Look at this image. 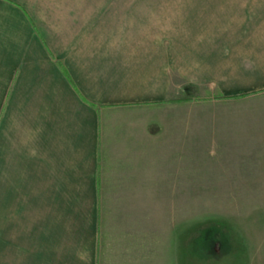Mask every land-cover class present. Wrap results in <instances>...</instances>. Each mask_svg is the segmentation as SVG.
Listing matches in <instances>:
<instances>
[{"label": "crops", "instance_id": "0c3cea01", "mask_svg": "<svg viewBox=\"0 0 264 264\" xmlns=\"http://www.w3.org/2000/svg\"><path fill=\"white\" fill-rule=\"evenodd\" d=\"M24 2L0 0V264H136L121 196H176L199 138L224 156L208 184L264 185V34L225 36L221 132L192 114L187 135L197 57L184 74L166 34L45 33ZM261 197L236 216L248 264H264Z\"/></svg>", "mask_w": 264, "mask_h": 264}, {"label": "rangeland", "instance_id": "374dc122", "mask_svg": "<svg viewBox=\"0 0 264 264\" xmlns=\"http://www.w3.org/2000/svg\"><path fill=\"white\" fill-rule=\"evenodd\" d=\"M24 1L35 2L33 9L45 33L166 34L168 48L182 49L188 65L184 63V74L191 58L197 57L198 83L184 82L183 88L182 125L187 135L195 127L192 114L199 115L202 130L212 124L221 132L224 90L217 80H222L225 36L264 34V0ZM66 6L74 10V22L68 19ZM171 38L174 40L168 42ZM209 45L216 52H208ZM191 139L184 137L188 146ZM198 145V153H183V183L176 185V196L172 185L167 186L166 196H157L164 188L158 186L157 191L155 185L151 196H121L136 264H248L249 240L236 216L261 209L264 185L208 184L212 174L219 176L224 156L218 149L208 151L214 147L211 140L199 138ZM189 179L198 182L189 183ZM254 214L259 226H264V212Z\"/></svg>", "mask_w": 264, "mask_h": 264}, {"label": "trees", "instance_id": "16d2710c", "mask_svg": "<svg viewBox=\"0 0 264 264\" xmlns=\"http://www.w3.org/2000/svg\"><path fill=\"white\" fill-rule=\"evenodd\" d=\"M68 5V4H67ZM74 5V4H73ZM69 6V5H68ZM66 10V13H67V15H68V19H72L73 20V22L75 21V19H74V10L72 9H70V7L68 8L67 6H66V8H65ZM33 23L35 24V21H33Z\"/></svg>", "mask_w": 264, "mask_h": 264}]
</instances>
